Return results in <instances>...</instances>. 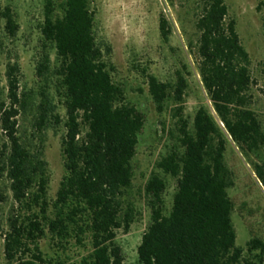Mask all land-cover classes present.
Returning a JSON list of instances; mask_svg holds the SVG:
<instances>
[{"label":"trees","instance_id":"16d2710c","mask_svg":"<svg viewBox=\"0 0 264 264\" xmlns=\"http://www.w3.org/2000/svg\"><path fill=\"white\" fill-rule=\"evenodd\" d=\"M0 15L9 33L16 35L19 26L1 0ZM94 26L90 0H65L61 5L46 0L42 33L56 49L60 96L66 109L63 120L49 94L42 92L38 128L63 122L65 127L62 147L67 174L54 202L48 196L50 174L43 151H32L19 134L18 116L28 102L20 92V64L8 65L6 98L0 88V126L6 136L0 170L11 182L17 207L7 231L0 215V241L3 238L10 264H53L39 247L48 233L62 246L72 239L91 245L90 252L73 264L124 262L117 237L120 229L130 230L136 216L126 192L133 184V159L145 115L126 102ZM196 29L198 70L212 106H201L193 123L185 115L188 81L184 74L179 72L171 83L145 72L158 111L175 103L177 142L158 167L177 180V189L167 211V180L160 173L148 180L152 221L139 246L138 264H264L261 238L248 243L249 256L237 244L229 193L234 180L226 163L232 139L246 156L261 158L254 166L264 183V126L253 109L258 81L252 58L225 0H204ZM161 30L167 38L169 23L164 17ZM50 71L51 58L46 54L39 74Z\"/></svg>","mask_w":264,"mask_h":264},{"label":"rangeland","instance_id":"374dc122","mask_svg":"<svg viewBox=\"0 0 264 264\" xmlns=\"http://www.w3.org/2000/svg\"><path fill=\"white\" fill-rule=\"evenodd\" d=\"M4 9L10 8L19 28L12 36L7 21L0 15V88L7 96V68L18 62L21 67L20 92L27 99L21 107L19 134L32 151L42 150L48 163L50 183L48 196L57 199L61 182L67 174L62 139L64 122L38 128L37 117L42 92L49 94L63 120L66 109L60 96L57 74L59 61L56 49L45 41L42 26L45 21L46 0H1ZM65 0H57L61 5ZM204 0H90L95 15V35L105 53L113 79L125 92L126 102L136 106L145 115L137 154L133 159L134 179L126 192V200L135 208V220L129 231L120 229L117 242L122 248L123 264L139 263V246L152 221V208L146 185L153 173L162 174L168 183L165 205L170 211L177 180L165 175L158 162L177 142L174 102L159 112L149 90L145 72L164 82L175 83L178 73L188 81L185 95V115L191 123L198 109L212 106L198 70L196 58L197 16ZM231 18L237 22L241 40L252 58V72L258 84L253 89V109L264 126V0H225ZM59 7V11H60ZM169 23L168 37L161 30V19ZM46 54L51 58V71L39 74L40 63ZM6 136L0 126V159ZM264 157V150H263ZM256 155L245 153L230 139L226 163L233 174L234 184L229 189L234 202L233 222L237 244L249 256L248 243L255 237L264 241V183L255 171ZM1 164V160H0ZM11 182L0 170V215L4 230L9 229V218L17 207ZM44 257L53 264L59 261L79 263L91 250V245L72 239L62 246L48 233L39 241ZM0 264H10L5 253L4 240L0 241Z\"/></svg>","mask_w":264,"mask_h":264}]
</instances>
